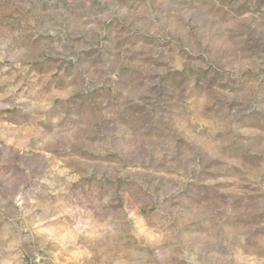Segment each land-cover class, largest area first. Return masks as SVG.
Segmentation results:
<instances>
[{
    "label": "rangeland",
    "instance_id": "obj_1",
    "mask_svg": "<svg viewBox=\"0 0 264 264\" xmlns=\"http://www.w3.org/2000/svg\"><path fill=\"white\" fill-rule=\"evenodd\" d=\"M0 264H264V0H0Z\"/></svg>",
    "mask_w": 264,
    "mask_h": 264
}]
</instances>
